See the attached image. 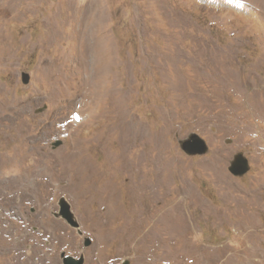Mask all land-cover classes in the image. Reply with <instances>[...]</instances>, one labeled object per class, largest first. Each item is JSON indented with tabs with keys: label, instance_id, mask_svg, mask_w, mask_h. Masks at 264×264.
Segmentation results:
<instances>
[{
	"label": "rangeland",
	"instance_id": "1",
	"mask_svg": "<svg viewBox=\"0 0 264 264\" xmlns=\"http://www.w3.org/2000/svg\"><path fill=\"white\" fill-rule=\"evenodd\" d=\"M7 207L0 264H264V0H0V227Z\"/></svg>",
	"mask_w": 264,
	"mask_h": 264
},
{
	"label": "water",
	"instance_id": "2",
	"mask_svg": "<svg viewBox=\"0 0 264 264\" xmlns=\"http://www.w3.org/2000/svg\"><path fill=\"white\" fill-rule=\"evenodd\" d=\"M22 80L24 83L30 81V74L27 72L22 73ZM62 143V140H56L53 142V147H57ZM179 145L181 149L188 155H204L209 151V144L207 140L201 136L199 133L192 132L185 138L179 139ZM230 172L235 176H243L250 171L251 165L249 159L241 151L234 154L232 160L229 164ZM57 217L64 218L71 226L78 228L79 233H82L80 230L79 222L72 211L71 204L66 200L65 197L59 199V211L55 212ZM84 244L86 246L91 244V239L85 237ZM61 258L63 264H84L85 256L81 254L80 256H74L72 254H67L65 251L61 252ZM125 264H128L126 262Z\"/></svg>",
	"mask_w": 264,
	"mask_h": 264
},
{
	"label": "bare ground",
	"instance_id": "3",
	"mask_svg": "<svg viewBox=\"0 0 264 264\" xmlns=\"http://www.w3.org/2000/svg\"><path fill=\"white\" fill-rule=\"evenodd\" d=\"M15 2V1H14ZM16 11V10H15ZM18 11V10H17ZM74 14V13H73ZM76 16V15H75ZM74 16V17H75ZM76 19V18H75ZM72 21V20H71ZM75 21V20H74ZM73 21V22H74ZM76 23V22H75ZM74 23V29H73V32H74V34H73V37H72V41H70L71 42V47H70V49L68 48L67 49V51L64 53V54H62L61 56H64V57H66V60H67V62L66 63H68V62H72L71 63V67L73 66L77 71L78 70H81V72H83L84 71V69H86V71H87V66H88V62H87V60H88V57H89V51H90V48L88 47V46H86V42H87V39H88V37H87V34L85 33V31L82 29V26H81V24H79V23H76L75 24ZM49 25V24H48ZM57 28V27H56ZM55 28V25H50L48 28H47V31H46V35H45V39H43L44 41H46V43H44V41L42 40V42H41V45H44V46H46V47H53V46H56V38H55V36L57 35V33H56V29ZM59 30V29H58ZM87 30V29H86ZM43 37V36H42ZM41 39V38H40ZM69 40H70V37H69ZM40 44V43H39ZM40 45V46H41ZM66 50V49H65ZM5 56V55H4ZM63 58V57H62ZM61 58V59H62ZM44 61V60H43ZM52 61H57V59L56 60H52ZM45 62V61H44ZM51 69V68H50ZM44 70H48L49 71V69L48 68H43V70L42 71H44ZM56 71H57V73L59 72L58 71V69L57 68H54V67H52V69H51V73H50V75H51V77L50 78H52V80L54 79V78H56L55 76L57 75V73H56ZM46 72V71H45ZM42 75V78L43 79H45V76L43 75V74H41ZM102 75H104V73L102 74ZM47 77V76H46ZM79 77V76H78ZM84 77V76H83ZM58 78H59V76H58ZM105 81V80H104ZM59 82V81H58ZM82 83V82H81ZM87 84V83H86ZM83 85V84H82ZM81 85V86H82ZM72 89V88H71ZM75 89V88H74ZM110 92H111V89H110ZM116 96V95H115ZM113 100V99H112ZM115 100V99H114ZM112 103H114V101L112 102ZM115 103H116V101H115ZM118 103H119V101H118ZM115 106V105H114ZM116 107H117V105H116ZM119 108V107H118ZM119 112V111H118ZM120 113V112H119ZM107 114V113H106ZM113 114H114V112H113ZM117 114V113H116ZM108 115V114H107ZM110 131V130H109ZM112 132V131H111ZM127 165V164H126ZM78 167H80V169H78L79 171H77L78 172V175H81V174H85V173H88V172H91V170H92V168H91V166H89V165H87V163L83 160L81 163H79L78 164ZM85 171V172H84ZM83 172V173H82ZM80 178V177H79ZM83 181V180H82ZM141 182H142V180H141ZM82 182L80 181L78 184H77V188L80 186L79 184H81ZM84 183V182H83ZM159 183H163V182H161V181H159ZM159 183L157 182V184L156 185H158L159 186ZM140 181H139V183H138V185L136 184V185H134V187H139L140 186ZM109 186V183H106V184H104V187H108ZM75 187V188H76ZM164 187V186H163ZM156 191V190H155ZM155 193H157V192H155ZM155 195V194H154ZM154 197H156V196H154ZM158 198V197H157ZM157 198H155V199H157ZM157 201V200H156ZM143 214L142 215H139V219L140 220H142V218H143ZM146 217V216H145ZM173 217H175V216H173ZM142 222H143V220L140 222V225L142 224ZM161 224H163L164 225V222H161ZM158 229V228H157ZM161 233H160V231L159 230H149L148 232H147V236L149 237V239H152L153 237H159V235H160Z\"/></svg>",
	"mask_w": 264,
	"mask_h": 264
},
{
	"label": "flooded vegetation",
	"instance_id": "4",
	"mask_svg": "<svg viewBox=\"0 0 264 264\" xmlns=\"http://www.w3.org/2000/svg\"><path fill=\"white\" fill-rule=\"evenodd\" d=\"M10 210H11L10 207H7L2 212L4 221H3L2 227H0V230L1 231L3 230V232H2L3 234L9 233L8 231L10 230V219H11V217H10L11 211ZM31 211H35V208L34 207H31ZM76 229H78V228H76ZM78 232H79V229H78ZM33 235H35V233H33ZM8 262H9V260L5 258L4 264H8Z\"/></svg>",
	"mask_w": 264,
	"mask_h": 264
}]
</instances>
